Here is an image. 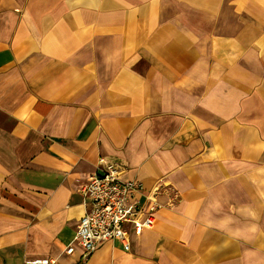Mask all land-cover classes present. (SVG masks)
<instances>
[{
  "label": "crops",
  "instance_id": "1",
  "mask_svg": "<svg viewBox=\"0 0 264 264\" xmlns=\"http://www.w3.org/2000/svg\"><path fill=\"white\" fill-rule=\"evenodd\" d=\"M100 158L162 206L84 260ZM0 264H264V0H0Z\"/></svg>",
  "mask_w": 264,
  "mask_h": 264
},
{
  "label": "built area",
  "instance_id": "2",
  "mask_svg": "<svg viewBox=\"0 0 264 264\" xmlns=\"http://www.w3.org/2000/svg\"><path fill=\"white\" fill-rule=\"evenodd\" d=\"M122 171L120 165L100 158L96 171L79 187L84 211L72 242L81 247L84 260L105 241H119L128 250L130 230L140 234L144 228L152 227L154 212L162 206L157 200L160 187L145 191L140 180L123 179ZM73 249L70 243L65 252Z\"/></svg>",
  "mask_w": 264,
  "mask_h": 264
}]
</instances>
